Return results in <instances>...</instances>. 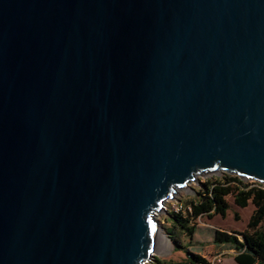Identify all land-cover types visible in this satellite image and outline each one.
Listing matches in <instances>:
<instances>
[{
	"label": "water",
	"instance_id": "obj_1",
	"mask_svg": "<svg viewBox=\"0 0 264 264\" xmlns=\"http://www.w3.org/2000/svg\"><path fill=\"white\" fill-rule=\"evenodd\" d=\"M220 171L264 183V0H0V264H146Z\"/></svg>",
	"mask_w": 264,
	"mask_h": 264
},
{
	"label": "trees",
	"instance_id": "obj_2",
	"mask_svg": "<svg viewBox=\"0 0 264 264\" xmlns=\"http://www.w3.org/2000/svg\"><path fill=\"white\" fill-rule=\"evenodd\" d=\"M197 179L201 185L194 189L195 193L189 200L181 204L180 210H168V218L173 226L186 228L193 237L196 227H190L189 224L204 215L226 216L231 207L227 198L229 195L239 207H246L252 202L254 210L247 228L243 231L216 228L213 243L228 244L234 248V259L238 264H264V183L244 179L227 171L206 174ZM170 238L174 249L183 251L185 257L180 260L155 257L154 264H213L207 256L194 251L189 245H184L173 229Z\"/></svg>",
	"mask_w": 264,
	"mask_h": 264
},
{
	"label": "rangeland",
	"instance_id": "obj_3",
	"mask_svg": "<svg viewBox=\"0 0 264 264\" xmlns=\"http://www.w3.org/2000/svg\"><path fill=\"white\" fill-rule=\"evenodd\" d=\"M253 180V179H252ZM256 181V180H254ZM201 185L198 179L190 183L188 188L179 189L177 194L174 195L175 198H170L166 201L164 210L157 213V218L160 221L161 233L164 235V243L160 246L159 253L155 257L161 259L172 258L174 260H180L185 257V253L181 250L174 249V243L170 238L171 229L175 231V234L179 237L181 242L184 245H189L191 249L200 251L215 264H223V256L225 258V264H236L235 260H232L228 254L221 255L222 260L219 261L217 256L219 252L224 249H227L229 246L223 248H217L213 246V236L215 229H223L227 231L238 230L243 231L247 228L250 216L254 210V204L249 203L246 207H239L235 205L233 197L229 195L227 198L231 204V207L228 209L226 216L215 215L210 217L208 215L201 216L196 220H193L189 226L196 227V232L191 237V231H188L186 228L179 226H173L172 222L169 220V211L168 210H179L181 204L185 200H189L195 193V188H198ZM155 257L148 261L146 264H154Z\"/></svg>",
	"mask_w": 264,
	"mask_h": 264
},
{
	"label": "crops",
	"instance_id": "obj_4",
	"mask_svg": "<svg viewBox=\"0 0 264 264\" xmlns=\"http://www.w3.org/2000/svg\"><path fill=\"white\" fill-rule=\"evenodd\" d=\"M213 246H215V247H217V248H223V247H225V246H229L227 249H224V250H222L221 252H219V254H222V255H224V254H228V255L230 256V258H232V260H235V259H234V256H235V254H236V251H235V249L232 248L230 245H228V244H220V245H216V244L213 243ZM194 251L199 252V253H201L202 255L206 256V254H204V253H202V252H200V251H197V250H194ZM225 258H226V256H223V261H222L223 264H225ZM236 264H238V263L236 262Z\"/></svg>",
	"mask_w": 264,
	"mask_h": 264
},
{
	"label": "bare ground",
	"instance_id": "obj_5",
	"mask_svg": "<svg viewBox=\"0 0 264 264\" xmlns=\"http://www.w3.org/2000/svg\"><path fill=\"white\" fill-rule=\"evenodd\" d=\"M165 239L163 233L160 234V246L163 245Z\"/></svg>",
	"mask_w": 264,
	"mask_h": 264
},
{
	"label": "built area",
	"instance_id": "obj_6",
	"mask_svg": "<svg viewBox=\"0 0 264 264\" xmlns=\"http://www.w3.org/2000/svg\"><path fill=\"white\" fill-rule=\"evenodd\" d=\"M179 210H180V209H179ZM179 210H178V211H179ZM221 255H222V254H218V256H217V258H218L219 261L222 260ZM211 262H212L213 264H215V262H213V261H211Z\"/></svg>",
	"mask_w": 264,
	"mask_h": 264
}]
</instances>
